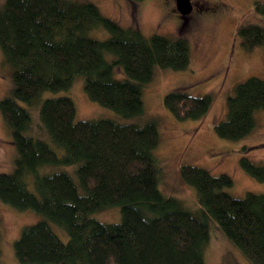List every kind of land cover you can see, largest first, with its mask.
I'll return each mask as SVG.
<instances>
[{"label": "trees", "instance_id": "1", "mask_svg": "<svg viewBox=\"0 0 264 264\" xmlns=\"http://www.w3.org/2000/svg\"><path fill=\"white\" fill-rule=\"evenodd\" d=\"M129 1L137 5L143 0ZM254 11L264 17V0L255 2ZM96 30L106 31L109 38H92ZM236 37L245 52L264 48V27L240 26ZM0 49L13 83L11 94L0 102V112L17 154L14 171L0 174V201L42 218L24 227L15 242L21 264H205L210 221L250 264H264L263 194L234 198L224 192L233 185L229 176L182 166L180 177L195 189L201 207L191 212L159 189L161 170L153 152L160 135L155 120L76 122L70 98L42 99L46 92L69 90L75 78L82 77L91 101L126 120L141 117L143 89L154 68L179 71L189 66L185 37H146L137 28H122L89 2L4 0ZM106 55L114 60L108 62ZM117 69L125 79L115 78ZM212 104L211 94L189 97L173 91L164 98V106L179 121L203 119ZM24 106L37 108L42 128L65 152L61 158L29 134L32 117ZM262 110L264 81L249 78L228 98L226 117L215 125L217 136L227 141L246 138L256 126L255 113ZM240 165L264 184L263 164L243 156ZM44 166H75L79 186L66 172L40 175ZM29 177L34 192L28 187ZM112 208L120 210L118 224L92 217ZM48 222L67 232L66 243Z\"/></svg>", "mask_w": 264, "mask_h": 264}, {"label": "rangeland", "instance_id": "2", "mask_svg": "<svg viewBox=\"0 0 264 264\" xmlns=\"http://www.w3.org/2000/svg\"><path fill=\"white\" fill-rule=\"evenodd\" d=\"M72 1L93 3L103 16L122 28H137L146 37H185L189 44L190 63L186 69L179 71L154 68L151 82L143 89L144 114L135 119L126 120L91 101L84 91L82 77H76L69 90L46 92L42 99L70 98L75 104L76 122L107 119L121 124H143L155 120L160 135V143L153 152L161 170L159 189L164 196L181 201L184 208L191 212L201 207L195 189L187 186L180 177L182 166H195L215 177L229 176L233 185L224 192L234 198L242 199L248 193L264 195V184L249 176L240 165L243 156L264 165V110L255 113L254 130L240 141L222 140L215 132V125L226 117L227 100L235 87L252 77L264 81V48L245 52L236 37L240 26L264 27V17L254 11L255 2L261 0H196L198 6L193 14L187 16V22L182 21L176 9V0H143L137 5L129 0ZM3 2L0 0V8ZM204 8L209 11H200ZM90 36L99 41L109 38L103 30L92 31ZM105 58L108 62L114 60L111 55ZM11 74L0 49V102L13 89ZM115 78L125 79L122 70H116ZM173 91H180L189 97L211 94L213 104L203 119L179 121L164 106L165 96ZM24 107L32 117L29 134L45 141L61 158L65 152L50 140L42 128L37 108ZM16 155L11 132L0 112V174L14 171ZM75 170V166H44L39 173L66 172L79 186ZM28 182L29 189L34 192L33 177H29ZM92 217L104 224L121 222L119 208L98 212ZM40 220L42 218L31 210L18 211L0 201L1 264H21L15 255V242L24 227ZM48 223L60 240L66 243L69 239L67 232L52 222ZM204 261L205 264H250L214 221L209 222Z\"/></svg>", "mask_w": 264, "mask_h": 264}, {"label": "water", "instance_id": "3", "mask_svg": "<svg viewBox=\"0 0 264 264\" xmlns=\"http://www.w3.org/2000/svg\"><path fill=\"white\" fill-rule=\"evenodd\" d=\"M176 9L182 19H186L192 12V0H176Z\"/></svg>", "mask_w": 264, "mask_h": 264}, {"label": "flooded vegetation", "instance_id": "4", "mask_svg": "<svg viewBox=\"0 0 264 264\" xmlns=\"http://www.w3.org/2000/svg\"><path fill=\"white\" fill-rule=\"evenodd\" d=\"M195 1L196 0H192V12L190 14H193L195 12L196 7L198 6L197 4H195ZM200 11H202V12H208L209 10L204 8V9H200ZM185 20L183 19L182 21H185ZM186 22H187V20H186Z\"/></svg>", "mask_w": 264, "mask_h": 264}]
</instances>
